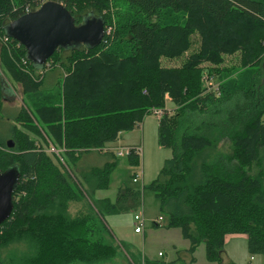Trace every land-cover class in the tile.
Instances as JSON below:
<instances>
[{"label": "trees", "instance_id": "16d2710c", "mask_svg": "<svg viewBox=\"0 0 264 264\" xmlns=\"http://www.w3.org/2000/svg\"><path fill=\"white\" fill-rule=\"evenodd\" d=\"M41 1L0 0V89L3 75L22 92L18 109L0 100V173L20 175L0 225V264L111 262L118 245L103 213L126 210L145 188L167 219L156 226L189 241L181 264H193L200 245L207 262L223 264L230 234L264 256V0H57L75 24L96 17L111 30L98 45L59 47L37 65L6 27ZM166 95L157 142L171 156L146 187L93 201L110 186L120 133L164 109ZM89 153L100 165L82 159ZM138 156L124 157L138 166Z\"/></svg>", "mask_w": 264, "mask_h": 264}, {"label": "rangeland", "instance_id": "374dc122", "mask_svg": "<svg viewBox=\"0 0 264 264\" xmlns=\"http://www.w3.org/2000/svg\"><path fill=\"white\" fill-rule=\"evenodd\" d=\"M45 1L48 0H42L40 4ZM193 38L194 41L197 42V37L194 36ZM1 41L5 43L6 39L5 41L1 39ZM191 50L192 49H189V51L185 52V55L187 56ZM234 57L235 55H228L227 59L233 60ZM162 62L167 66H177L180 64V60L178 59H163ZM204 66H207V64H204ZM205 73L206 74H203L204 82L211 78L207 72ZM214 79L216 81V78ZM1 82L3 85L2 89H0L1 104L7 109H18V106L21 104L22 96L20 86L11 82L3 75H1ZM210 89H212V87H207V90ZM168 99L170 98L168 97ZM169 101L170 100L165 102L164 108L166 107V110L171 106ZM143 120V132L140 126H137L132 131L121 132L120 135H124L122 139L118 138V143L116 142V145L121 146H113L122 147V143L126 144L125 146H130L128 144H141L142 154L138 156L140 161L139 165L130 166L127 164L124 156L119 157L117 167L111 175L110 186L107 189L97 190L89 194L93 201L106 197L109 198L111 202H114L120 188L122 190L124 187H131L133 189L146 187L157 176L165 159L171 156L170 149L162 148L158 145L157 116L150 113V115H146ZM52 146V144L48 147L45 146L47 148H45L46 151L50 154H54L53 157L55 160L61 159L60 150ZM96 157H94V153H89L87 156H83L82 159L89 158L94 160V162L89 164L100 165V160L102 161L103 157H97L99 159H96ZM134 173L139 175L140 180L138 182L132 181V175ZM129 204V208L119 213H103L105 219L104 223L109 230L107 239L111 243L118 245V251L116 257L111 262L100 264H159L162 262L169 263L175 259H178V264L183 263L182 253L184 252V248L189 246V241L182 236L178 228L156 226L165 225L167 219L160 211L158 200L154 194L145 188L141 192L140 199H138L136 203L129 200ZM136 214L145 218V227L141 234L134 232L136 224L134 216ZM159 216L163 218L161 224L156 223ZM246 243L247 239L243 237H237L228 242L229 246L234 248L242 261L245 259L244 249L246 248ZM159 253H161L162 256H160ZM196 257L198 262H200L201 259H205L204 249L202 251L198 250ZM72 264L83 263L73 262Z\"/></svg>", "mask_w": 264, "mask_h": 264}, {"label": "water", "instance_id": "95a60500", "mask_svg": "<svg viewBox=\"0 0 264 264\" xmlns=\"http://www.w3.org/2000/svg\"><path fill=\"white\" fill-rule=\"evenodd\" d=\"M6 31L24 46L28 58L37 65H43L59 47L98 45L105 35L100 19L90 17L77 25L66 7L54 0L45 1L37 9L9 22ZM8 146H13V142L9 141ZM19 177L13 168L0 173V225L11 215L12 195Z\"/></svg>", "mask_w": 264, "mask_h": 264}, {"label": "crops", "instance_id": "0c3cea01", "mask_svg": "<svg viewBox=\"0 0 264 264\" xmlns=\"http://www.w3.org/2000/svg\"><path fill=\"white\" fill-rule=\"evenodd\" d=\"M170 108H171V106H170ZM143 122H144V120L140 123V125H138V126H140V128L142 127V132H143ZM123 135L124 134L119 135V138L122 139ZM117 143H118V141H117ZM125 145L126 144L122 143V146H125ZM128 145H136V144H128ZM115 146H116V142H115ZM117 146H121V145H117ZM237 237H243L246 239V235H244V234H230V235H227L225 237L223 264H264V256L259 255V254H250L247 250V243H246V248L244 249L245 250V259L242 261L240 259V256L234 250V248L230 247L228 244V242L231 239H234ZM187 248H184V252L182 253L183 263H187L190 261V255H188L185 252V250ZM203 249H204L203 245H200L197 248V250L194 253L195 262L193 264H213V263L207 262L206 259H201V261L198 262L197 257H196L197 251L198 250L202 251ZM160 256H162V255H160Z\"/></svg>", "mask_w": 264, "mask_h": 264}, {"label": "built area", "instance_id": "2783aa9c", "mask_svg": "<svg viewBox=\"0 0 264 264\" xmlns=\"http://www.w3.org/2000/svg\"><path fill=\"white\" fill-rule=\"evenodd\" d=\"M110 30L111 29L108 28L106 31H104V34L105 33L108 34ZM205 84H206L207 87L210 86L214 90L217 89V85H218V83L215 81V79L213 77H211L208 80H206V83ZM165 99H166V101L169 100L168 97H167V95L165 96ZM165 111H166V107L164 109L163 108H151L149 110V113L155 114L157 116V118H160ZM111 150L113 152H115V154L118 155V156H127L131 152H135L138 155L142 154V146H141V144L132 145V146L130 145V146H122V147H112ZM139 180H140V178H139V175H137V174L132 179L133 182H138ZM134 220L136 222L135 228H134V232L137 233V234L143 233V230H144V227H145V218L143 216H140V215H137L136 214L134 216ZM162 221H163V218L161 216H159L157 218V220H156V223L157 224H161ZM159 255H161V253H159Z\"/></svg>", "mask_w": 264, "mask_h": 264}]
</instances>
